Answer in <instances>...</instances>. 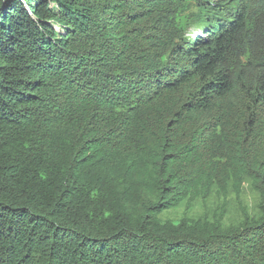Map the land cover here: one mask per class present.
<instances>
[{
	"label": "trees",
	"instance_id": "1",
	"mask_svg": "<svg viewBox=\"0 0 264 264\" xmlns=\"http://www.w3.org/2000/svg\"><path fill=\"white\" fill-rule=\"evenodd\" d=\"M182 1L0 0V264H264V0ZM245 179L257 221L158 218Z\"/></svg>",
	"mask_w": 264,
	"mask_h": 264
},
{
	"label": "rangeland",
	"instance_id": "2",
	"mask_svg": "<svg viewBox=\"0 0 264 264\" xmlns=\"http://www.w3.org/2000/svg\"><path fill=\"white\" fill-rule=\"evenodd\" d=\"M236 5V3H231L228 7L233 8ZM171 21L177 34L185 39H191L196 35L203 22L195 0L176 3ZM258 205L259 196L251 189L250 182L245 179L238 196L233 193L229 183L225 193L213 188L206 199L185 200L176 207L162 212L158 218L160 221L174 223L183 218L209 223L218 221L223 229L236 230L242 227L243 222L259 219Z\"/></svg>",
	"mask_w": 264,
	"mask_h": 264
}]
</instances>
